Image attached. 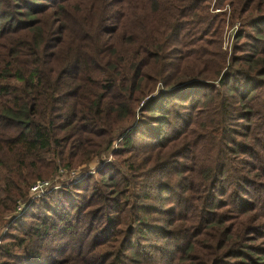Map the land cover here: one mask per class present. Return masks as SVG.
Wrapping results in <instances>:
<instances>
[{
    "label": "trees",
    "instance_id": "trees-1",
    "mask_svg": "<svg viewBox=\"0 0 264 264\" xmlns=\"http://www.w3.org/2000/svg\"><path fill=\"white\" fill-rule=\"evenodd\" d=\"M0 264H264V0H0Z\"/></svg>",
    "mask_w": 264,
    "mask_h": 264
},
{
    "label": "built area",
    "instance_id": "built-area-1",
    "mask_svg": "<svg viewBox=\"0 0 264 264\" xmlns=\"http://www.w3.org/2000/svg\"><path fill=\"white\" fill-rule=\"evenodd\" d=\"M227 26L229 28H231L229 33H231L232 38H234V36L236 34V30H237L236 25L230 26L229 22H228ZM225 45L230 47V45H227V44H225ZM224 50H226V49H224ZM94 163H96V162H94ZM81 170L82 169L80 168L78 170L70 172L69 174L61 171L60 176L56 177L52 181H50V180L37 181L29 189L27 200L26 201H20L17 203L16 210H15V218H19L21 216V214H23L27 210V208L29 207V205L32 202H34L35 200H37L39 198H42L43 196L52 192L53 190H56L57 186H55L54 184L57 183L58 181H63V179L66 178V179H68V181L76 182L80 179L86 178L87 176L93 174L96 169L93 167H91V168L89 167V170L86 172H82Z\"/></svg>",
    "mask_w": 264,
    "mask_h": 264
},
{
    "label": "rangeland",
    "instance_id": "rangeland-1",
    "mask_svg": "<svg viewBox=\"0 0 264 264\" xmlns=\"http://www.w3.org/2000/svg\"><path fill=\"white\" fill-rule=\"evenodd\" d=\"M227 24H228V17L226 19L225 28H224L223 34H222V38H223V41H222V43H223V45H222V51H225V52H227V53L230 54L231 47L233 45V39L234 38H232L231 33H229L231 28H229L227 26ZM236 29H239V24L238 23L236 24ZM224 43L227 44V45H230V47L229 46H226ZM224 49H226V50H224ZM111 160H112V157L110 155H104V156L102 155L101 157H99V164L98 163L97 164L96 163H91L88 167H86V169H88L89 167L90 168L93 167L95 169H97V168L101 169V168H103L102 166L105 163L110 162ZM103 161H104V163H103ZM81 169L82 170H86L84 165L81 167ZM50 181H52V180H50ZM66 182H68V179L64 178L63 181H58L54 185L57 186V189H59L63 185V183H66Z\"/></svg>",
    "mask_w": 264,
    "mask_h": 264
}]
</instances>
